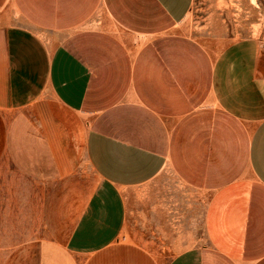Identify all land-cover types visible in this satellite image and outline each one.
Here are the masks:
<instances>
[{"label": "crops", "instance_id": "crops-1", "mask_svg": "<svg viewBox=\"0 0 264 264\" xmlns=\"http://www.w3.org/2000/svg\"><path fill=\"white\" fill-rule=\"evenodd\" d=\"M193 2L0 0V222H42L6 264H264L259 51Z\"/></svg>", "mask_w": 264, "mask_h": 264}, {"label": "rangeland", "instance_id": "rangeland-1", "mask_svg": "<svg viewBox=\"0 0 264 264\" xmlns=\"http://www.w3.org/2000/svg\"><path fill=\"white\" fill-rule=\"evenodd\" d=\"M179 32L195 39L211 53H219L234 44L250 45L259 51L261 70L264 71V0H194ZM260 115H264V108ZM167 180L170 179L167 177ZM175 180L171 177V181ZM203 200L205 205L206 194ZM18 208L20 220L0 222V264L7 263L14 248L31 241L42 224L30 219L32 214L35 216L40 211L39 206L20 205ZM4 212L8 216L12 206L4 205ZM201 241L204 242V236Z\"/></svg>", "mask_w": 264, "mask_h": 264}]
</instances>
